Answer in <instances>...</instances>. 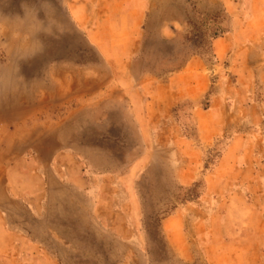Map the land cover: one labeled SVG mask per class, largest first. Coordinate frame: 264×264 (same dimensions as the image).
<instances>
[{
  "label": "rangeland",
  "instance_id": "374dc122",
  "mask_svg": "<svg viewBox=\"0 0 264 264\" xmlns=\"http://www.w3.org/2000/svg\"><path fill=\"white\" fill-rule=\"evenodd\" d=\"M102 2L0 0V264H264V0Z\"/></svg>",
  "mask_w": 264,
  "mask_h": 264
},
{
  "label": "crops",
  "instance_id": "0c3cea01",
  "mask_svg": "<svg viewBox=\"0 0 264 264\" xmlns=\"http://www.w3.org/2000/svg\"><path fill=\"white\" fill-rule=\"evenodd\" d=\"M121 1L122 0H114V4L116 3L117 5H121ZM124 2V1H123ZM128 2V1H127ZM126 3V2H125ZM103 4V2H102V0H100V5H102ZM141 5V4H140ZM140 5H138V8L136 7V6H134V5H130V6H126V9L128 10L127 12H128V20L130 21V22H132L135 26H133L132 27V32L131 33H129V34H127L128 35V37H130V38H133V36H134V34H135V32H136V25L141 21V20H143L144 19V16H145V13H146V10L149 8V5H147V2H145V4H144V10H142V8L140 7ZM148 6V7H147ZM136 7V8H135ZM102 12V9H101V7H100V13ZM113 13L115 14V13H117L118 14V11H116L115 9L113 10ZM115 17V16H114ZM175 79V81H177V82H179V84H178V86L181 84V83H183V85L185 86V85H187L186 84V78L185 77H183L182 75L181 76H177L176 78H174ZM173 81V80H172ZM189 85H191V84H189ZM161 86L162 85H159L158 86V89H161ZM172 88H178V87H176V84L174 85V84H172Z\"/></svg>",
  "mask_w": 264,
  "mask_h": 264
}]
</instances>
